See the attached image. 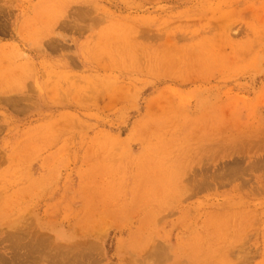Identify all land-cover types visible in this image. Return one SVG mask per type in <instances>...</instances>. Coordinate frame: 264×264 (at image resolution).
<instances>
[{"label":"rangeland","instance_id":"rangeland-1","mask_svg":"<svg viewBox=\"0 0 264 264\" xmlns=\"http://www.w3.org/2000/svg\"><path fill=\"white\" fill-rule=\"evenodd\" d=\"M0 264H264V0H0Z\"/></svg>","mask_w":264,"mask_h":264}]
</instances>
